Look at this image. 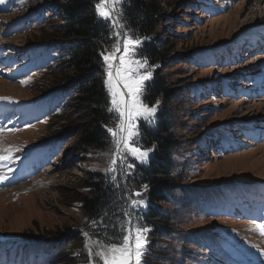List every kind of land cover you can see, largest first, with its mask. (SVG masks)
Returning <instances> with one entry per match:
<instances>
[{
    "label": "rangeland",
    "instance_id": "obj_1",
    "mask_svg": "<svg viewBox=\"0 0 264 264\" xmlns=\"http://www.w3.org/2000/svg\"><path fill=\"white\" fill-rule=\"evenodd\" d=\"M157 2L165 19L157 33L168 40L172 61L162 74L177 95H184L170 104L180 138L172 155L178 166L174 175L183 194H176L177 205L163 206L162 214L169 216L172 232L166 244L165 232L158 231L155 245L172 255L162 257L160 263L228 264L229 255L238 264H261L264 93L260 96L247 88L242 91L236 83L249 85L242 80L258 76V62L264 55L241 56L235 61L231 49L239 37H248L253 29H264V1ZM49 5L46 0L0 3V97L11 98L0 100L11 109L2 121L6 126L0 128V156L7 154L6 149L13 150L12 160L0 162V174L8 177L0 181V264H62L63 255L57 254L60 248L68 254L69 264H90L83 233H90L88 238L92 240L119 236L124 210L130 203L126 165L117 162L116 172L108 173L115 188L112 205L99 218L86 219L79 204L73 202L80 181L87 172L107 176L105 170L115 147L79 156L84 160L64 154L73 136L70 131L55 136L56 130L50 126L54 118L64 115L76 119V126L82 122L79 118L83 113L74 108L75 98L69 87L58 88L33 106L42 95L37 92L47 75L45 69L51 66L58 70L68 58L60 42L27 44L39 35L40 29L34 28L53 14ZM114 31L124 33L123 27ZM115 43L114 38L106 54L111 53ZM220 48H230L227 56L223 57ZM136 53L133 58L139 59ZM227 61L232 64L225 65ZM147 71L152 72L149 68ZM54 108L58 110L56 115L42 122ZM112 117L117 124L115 111ZM139 122L145 123L142 119ZM112 175L116 176L115 182ZM139 210H131L138 223ZM73 234L80 239V248L66 251L70 247L67 240ZM205 234L212 236V245L199 239Z\"/></svg>",
    "mask_w": 264,
    "mask_h": 264
},
{
    "label": "trees",
    "instance_id": "obj_2",
    "mask_svg": "<svg viewBox=\"0 0 264 264\" xmlns=\"http://www.w3.org/2000/svg\"><path fill=\"white\" fill-rule=\"evenodd\" d=\"M46 1L51 3L52 6L48 7L52 9L53 14H49L39 28H34L40 29L39 35L35 41L30 40L27 44L60 42L68 58L65 66L58 70L51 66L45 69L47 72L42 70L47 75L40 82L37 93L42 95L38 97V101L56 92L58 88L69 87L75 98L74 108L83 113L82 118H79L82 122L76 126V119L64 115L54 118L55 123L50 126V129L56 130L55 136H60L65 131H70L69 134L73 136L72 142L66 145L64 154L68 157L73 154L79 157L109 151L113 141L107 128H115L116 121H113L110 111L113 106L104 84L107 66L102 53L106 54L108 46L115 38L112 23L99 17L96 4L100 0ZM116 15L125 26L124 32L142 40V45L136 49V55L139 59L147 58L148 68L152 70V79L146 83V91L142 96L143 102L151 106L160 101L155 122L151 125L138 123L141 132L137 138L139 145L144 149L153 148L154 151L150 154L147 164L139 165L132 170V174H127V181L131 193L141 191L143 195L139 199H144L147 204V207L138 208L140 210L136 212L141 215L139 225L150 229L146 238V255L141 259L144 264H161L162 257L172 255L155 245V239L159 238L158 231L165 232L163 239L166 244V237L172 232L168 224L169 216L162 214L163 206L177 205L176 194H183V187L174 175L178 166L172 155L174 148L180 143V138L170 104L173 100L184 98V95H177V91L162 74L163 69L172 61L168 40L162 39L157 33L161 22L165 23L164 10L157 0H124L116 8ZM57 16L63 24L58 21ZM145 37L150 39H144ZM57 111H52L41 121L51 119ZM49 137L52 139V136ZM109 175L87 172L82 182L80 181V191L75 194L73 202L79 204L80 212L88 220L99 218L102 211L112 205L115 188L114 184L109 182ZM144 186H147L146 191ZM184 195L187 197L188 192L185 191ZM67 241L66 245L70 247L66 248V251L80 248V239L76 234L71 235ZM61 253L62 264H69L71 260H68V254H64L62 248L57 250V254Z\"/></svg>",
    "mask_w": 264,
    "mask_h": 264
},
{
    "label": "snow or ice",
    "instance_id": "obj_3",
    "mask_svg": "<svg viewBox=\"0 0 264 264\" xmlns=\"http://www.w3.org/2000/svg\"><path fill=\"white\" fill-rule=\"evenodd\" d=\"M4 0H0L3 3ZM123 0H100L96 4L99 17L112 21L113 29L125 27L120 24L116 17V8ZM116 43L109 54H103V60L107 66V74L104 84L111 96L112 108L118 114V122L115 128L108 127L107 131L111 134L115 151L112 154L109 167L105 170L106 174L115 173V165L119 162L126 165V174H132V170L139 165L147 164L153 148L144 149L138 143L141 135L137 121L142 119L151 125L155 122L156 114L160 105L157 101L155 105H148L143 102L142 96L146 91V82L152 79V72L147 71L148 60L133 58L134 51L142 45V40L138 37L129 35L128 32L121 33L114 31ZM144 39H150L145 37ZM21 83H27L22 81ZM10 97H0V100H10ZM6 155L0 156V162L13 159L12 149H6ZM20 151V149H15ZM131 157V162L128 158ZM11 172V169H8ZM6 175L0 174V181L6 180ZM112 180L116 181V176L112 175ZM147 190V186H144ZM143 193L135 191L130 194L128 208L124 210V223L121 224L119 236L106 235L103 239L97 237L94 243L98 250L93 251L89 246L87 238L90 233L85 232V248L89 251L90 264H144L142 256L145 254L147 244V233L150 229L147 226H140L133 219L132 211L138 208L147 207L144 199H139ZM131 197H137L132 199ZM95 225L97 222L92 221ZM126 224V227H125ZM259 230L264 235V224L259 225ZM264 256V250H261Z\"/></svg>",
    "mask_w": 264,
    "mask_h": 264
},
{
    "label": "bare ground",
    "instance_id": "obj_4",
    "mask_svg": "<svg viewBox=\"0 0 264 264\" xmlns=\"http://www.w3.org/2000/svg\"><path fill=\"white\" fill-rule=\"evenodd\" d=\"M264 0H262V2H263ZM1 8V7H0ZM260 37V36H264V29H262V28H260V29H256V30H251L250 31V33H249V36L250 37ZM26 70V69H25ZM244 84H245V82H244ZM247 84V83H246ZM261 90H264V88H261ZM264 93V91L260 94V96L262 95ZM4 114V113H3ZM233 157V156H232ZM199 239L200 240H202V241H209L210 243H211V241H212V236L210 237V235H208V234H205V235H200L199 236ZM87 240L89 241V246L93 249V251H96V250H98L97 248H96V246H95V244L94 243H91V241H94V240H92V239H90V238H87Z\"/></svg>",
    "mask_w": 264,
    "mask_h": 264
},
{
    "label": "water",
    "instance_id": "obj_5",
    "mask_svg": "<svg viewBox=\"0 0 264 264\" xmlns=\"http://www.w3.org/2000/svg\"><path fill=\"white\" fill-rule=\"evenodd\" d=\"M121 32V31H120ZM122 33V32H121Z\"/></svg>",
    "mask_w": 264,
    "mask_h": 264
}]
</instances>
